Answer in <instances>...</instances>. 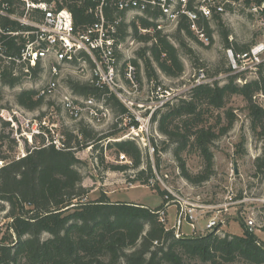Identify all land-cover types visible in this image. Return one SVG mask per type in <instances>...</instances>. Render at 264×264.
Segmentation results:
<instances>
[{"label": "trees", "instance_id": "obj_1", "mask_svg": "<svg viewBox=\"0 0 264 264\" xmlns=\"http://www.w3.org/2000/svg\"><path fill=\"white\" fill-rule=\"evenodd\" d=\"M10 13L22 15L21 5L10 1ZM87 2L72 8L75 22L83 26L94 21L87 14ZM112 12L110 16H114ZM117 15V14H116ZM119 16V15H118ZM131 24L125 22L118 27L117 46L129 35L154 43L149 47L154 61L168 77H179L184 72V65L179 58L178 49L170 43L168 36L155 30L154 33L140 35L141 29H149L154 24L145 18H138ZM227 48L236 52L247 51L249 46H239L229 41L230 33L217 23ZM30 27L22 25L9 17H0V109L4 101V88L14 89L33 72L41 70V64L29 67L17 63L27 42L23 33ZM17 33V34H16ZM152 37H149L150 35ZM178 41L188 52L183 37L195 38L188 22L182 21L176 29ZM212 40V35L210 34ZM119 47H116L118 50ZM82 60L92 67L89 57ZM137 65L136 61H133ZM223 65L217 73L228 74V82L220 86L217 82L194 86L187 100H181L170 107L167 103L157 111L153 122L159 117V131L172 143L176 144V157L186 180L194 184L208 181L214 172V156L211 144L215 138L212 126L207 127L203 119L204 106L207 109H224L232 96H241L246 104L252 130L264 143V110L258 105L256 96L264 94V64L258 70L257 79L237 84L243 75L232 74L229 67ZM149 76L155 77L154 72ZM84 96L103 99L106 90H101L94 83L82 89L74 87ZM36 90H26L17 95V103L28 111H34L43 105V97H38ZM105 106L117 116H127L128 110L115 95L105 96ZM166 112L162 113L164 110ZM229 131L235 122V116L226 113ZM4 127L10 123L4 122ZM65 149L58 150L54 145L42 143L40 147L28 151L21 159H10L0 149V212L8 207L7 217L11 220L8 232L0 244V264H264V243L256 234L251 233L244 224L241 236L220 237L212 232L198 238H177L175 231L168 230L160 221L163 205L150 209L131 203H112L106 195L98 200L87 199L88 189L83 187V175L79 171L82 161L77 157L80 147L98 148L96 132L88 125L80 124L75 131H69ZM4 137H0L2 141ZM103 140V139H100ZM15 143V140L12 141ZM75 144V145H74ZM117 155L123 153L130 159L134 169L143 164V153L132 140L114 142ZM243 146V145H242ZM195 148L204 159V171L193 177L186 169L181 154L188 148ZM257 178L264 177V149L255 160ZM128 165L114 166V171H126ZM149 176L154 177L152 165L148 164ZM139 178L145 171L138 173ZM140 180V179H138ZM167 193L159 190L161 197ZM12 230V233L9 231ZM197 261L196 263H193Z\"/></svg>", "mask_w": 264, "mask_h": 264}, {"label": "rangeland", "instance_id": "obj_2", "mask_svg": "<svg viewBox=\"0 0 264 264\" xmlns=\"http://www.w3.org/2000/svg\"><path fill=\"white\" fill-rule=\"evenodd\" d=\"M134 21L140 25L137 18L133 19L129 16L125 18L127 24ZM223 28L230 33L229 41L234 46L237 44L251 47L259 41H264V28L255 17L246 14L225 20ZM219 30L218 26L215 27L209 45H205L196 37H183L187 48L193 52L191 54L181 46L175 28L166 30L164 33L168 36L170 43L178 49L179 58L184 65V72L181 76L168 77L161 71L152 53L148 50L154 41L145 42L137 39L133 35V29L129 28V35L117 50L120 80L122 86L126 88V105L116 98L129 112L126 120L122 115L117 116L110 108V116L100 123L92 121L86 114L79 119L72 118L63 109L62 95L71 93L80 100L92 97L101 103V100L94 96L87 97L77 93L74 88L82 89L92 83V66L78 60L71 63L63 61L60 65L54 60L43 61L37 77L31 72V76L25 78L20 86L14 89H3L0 137L4 138L0 141L1 151L11 157L10 159H21L27 156L29 150L40 147L47 141L64 139L62 142L65 143L68 139L66 134L69 131H75L80 124L88 125L96 132L98 148L95 150L92 147H80L77 152V157L82 161L78 169L83 175L82 185L89 192L88 200L96 201L102 195H106L112 203H131L153 210L163 205L160 221L168 230L175 231L177 238H198L212 232H216L220 237L241 236L244 233V224L247 225L249 217L252 216L255 219V234L259 241L264 243V232L261 229L264 223V207L251 200L264 194V177L255 176L254 166L255 160L263 152L264 143L252 130L247 104L241 96H232L226 107L221 110L207 109L205 106L202 108L204 109V123L207 127L212 126L215 138L211 144L214 172L208 181L201 184H194L184 178L175 153L177 146L159 131V117L157 122L151 120L149 126L153 152H151L152 148L145 150L137 129L135 133L132 131L133 126H137L136 117L145 118L150 113L151 107H159L162 103H168L172 107L181 100H187L191 89L198 85L197 79L201 71L207 76L208 82L206 83L217 82L220 86L227 84L228 74L217 73L223 62L226 64L224 68H228L226 50L229 49L225 47L226 44ZM139 32L140 35L148 34L144 33L141 28ZM149 35V37L153 36ZM133 61H136L137 65ZM54 65L59 72L56 77L58 92L55 95L43 97V105L34 111L21 107L17 103V95L26 90L39 92L50 81V72ZM130 65L134 68L133 78L137 85L136 88L127 79ZM151 71L155 73V77L149 76ZM257 77L258 75L249 74L244 76L245 79H241L242 82L237 80L236 83L242 86L245 82L253 81ZM166 111L168 109L162 113ZM228 111L235 116V122L233 127L225 132L228 125L226 117ZM10 116H13L18 123V130L8 121ZM27 119L46 121L48 125L43 128L45 135L36 136L33 138V143L23 132ZM4 122L10 123V126L4 127ZM125 135V140L134 141L143 153V164L140 169H134L128 157L129 162H123L120 158L123 153L117 155L114 142H118ZM13 140L15 143L12 142ZM180 156L185 162L188 173L194 178L204 171V159L197 149L188 148ZM149 163L152 165L154 177L147 182ZM4 164L0 162V167ZM123 165L129 166L124 172L112 169L114 166ZM141 171H145V175L139 178L138 173ZM159 190L172 195L171 200L179 197L184 202L197 206L196 230L184 231V228L189 227L187 219L182 220L181 226L178 227L180 215L183 213L181 205L166 200L165 196L161 197ZM242 199L245 200L238 204L237 202ZM7 214L8 207L6 206V210L0 212V244L3 243L11 222ZM211 219H216V226L208 230L206 226ZM9 232L12 233V230ZM121 264L124 262L122 261Z\"/></svg>", "mask_w": 264, "mask_h": 264}, {"label": "built area", "instance_id": "obj_3", "mask_svg": "<svg viewBox=\"0 0 264 264\" xmlns=\"http://www.w3.org/2000/svg\"><path fill=\"white\" fill-rule=\"evenodd\" d=\"M10 1L12 0H0V17H9L31 28L29 32L23 33L27 42L22 50L21 58L16 60L17 63L27 65L26 73H30L29 67H35L43 61L54 60L58 61L60 65L63 61L69 63L76 60L83 61V57L91 59L94 65L92 67V83L99 89L106 90L101 103L92 97L80 100L71 93L62 95L61 102L63 109L72 118L79 119L86 114L92 121L98 123L110 116V109L105 106L106 95L113 94L126 105V88L121 84L116 49L121 46V44L117 46L118 27L125 22L126 17L145 18L152 22L154 26L148 30L142 29L144 33H154L157 30L165 34L166 30L171 28L176 30L180 22L186 21L194 36L205 45L211 43L210 34H214L217 23L220 21L224 23L225 20L234 16L246 14L255 17L264 28V0H13L21 5L22 15L10 13ZM82 2L88 3L86 12L93 16L94 21L78 26L72 7L80 5ZM112 12H115L114 16H110ZM226 55L232 74L257 75L260 66L264 64V41L255 43L247 51L236 52L233 48H229L226 50ZM0 56L2 55L0 54ZM130 66L127 79L136 88L137 85L133 78L134 68L132 65ZM50 74V81L39 91L40 97H49L58 92L56 77L59 72L55 65ZM197 81L198 85L208 82L205 72L201 71ZM256 101L264 110L263 93L256 96ZM130 104L133 105V103ZM164 106L165 103L159 107H151L150 113L145 118L139 116L135 119L137 126H133L132 131L135 133L137 129L141 135V144L146 151L152 148L149 137L150 122L154 114ZM123 119L126 120V115L123 116ZM8 121L18 130V123L13 116H10ZM47 126L46 121L27 119L23 132L33 143V138L45 135L43 128ZM119 127L122 128V125L119 124ZM125 139L126 135L119 141ZM62 140L64 139L45 143L54 145L58 150H64L65 143ZM153 151L152 148L151 152ZM120 158L123 162H129L124 154ZM171 196L167 193L166 200H171ZM244 200L237 203L240 204ZM251 200L264 207V194ZM171 201L180 204L183 211L178 227L181 226L182 220L187 219L191 230H196L197 206L184 202L179 197ZM253 216L255 217V214ZM215 226L216 219H211L206 228L210 230ZM246 226L251 233L255 234V219L252 216L249 217ZM261 229L264 232V223Z\"/></svg>", "mask_w": 264, "mask_h": 264}, {"label": "crops", "instance_id": "obj_4", "mask_svg": "<svg viewBox=\"0 0 264 264\" xmlns=\"http://www.w3.org/2000/svg\"><path fill=\"white\" fill-rule=\"evenodd\" d=\"M188 228V229H187ZM187 228H184V231L185 232H189L191 229L189 228V227H187Z\"/></svg>", "mask_w": 264, "mask_h": 264}]
</instances>
